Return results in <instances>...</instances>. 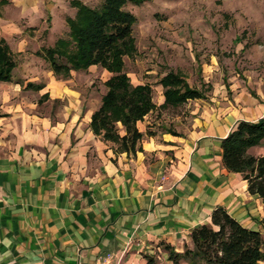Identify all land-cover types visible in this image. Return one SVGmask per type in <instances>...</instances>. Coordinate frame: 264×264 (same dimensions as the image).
I'll list each match as a JSON object with an SVG mask.
<instances>
[{
    "label": "crops",
    "instance_id": "obj_1",
    "mask_svg": "<svg viewBox=\"0 0 264 264\" xmlns=\"http://www.w3.org/2000/svg\"><path fill=\"white\" fill-rule=\"evenodd\" d=\"M42 6L0 0V41L12 54L20 26H34ZM53 39L50 48L66 38ZM41 59L51 74L41 96L64 106L54 118L24 109L17 138L0 140V264H172L164 246L191 249V232L218 208L264 238V203L222 165L221 141L246 120L209 113L181 135L139 122L140 150L119 153L89 128L101 101L86 105Z\"/></svg>",
    "mask_w": 264,
    "mask_h": 264
},
{
    "label": "rangeland",
    "instance_id": "obj_2",
    "mask_svg": "<svg viewBox=\"0 0 264 264\" xmlns=\"http://www.w3.org/2000/svg\"><path fill=\"white\" fill-rule=\"evenodd\" d=\"M72 1L91 9L102 7L101 0H43L40 20L31 28L26 22L20 26L25 32L13 46L17 63L13 81L0 83V140L5 143L17 138L24 109L54 118L64 106L62 101L41 96L51 74L35 52L50 48L55 37L69 39L66 19L77 12L70 6ZM132 1L124 7L136 19L132 30L135 50L123 57V73L130 84L149 85L156 106L163 98L159 82L169 73L203 95L178 108L157 106L143 125L149 123L154 133L181 135L194 120L209 113L232 111L246 121L264 117V0ZM23 38L28 45L19 53ZM111 76L100 67H91L63 80L94 108ZM38 86L42 89L36 90ZM251 153L264 154V145Z\"/></svg>",
    "mask_w": 264,
    "mask_h": 264
},
{
    "label": "trees",
    "instance_id": "obj_3",
    "mask_svg": "<svg viewBox=\"0 0 264 264\" xmlns=\"http://www.w3.org/2000/svg\"><path fill=\"white\" fill-rule=\"evenodd\" d=\"M100 10L77 1L70 6L77 10L67 18L69 39L58 40L53 48L37 53L57 78L68 79L72 72L100 67L112 76L104 83L106 93L100 107L92 114L89 128L104 142L117 146L116 152L134 155L143 135L137 124L156 110L149 85L132 86L123 73V57L134 50L132 37L136 19L124 11L132 0H101ZM16 68L13 54L5 41H0V83H10ZM163 88V104L159 109L178 108L203 95L191 89L186 81L169 73L159 82ZM37 89L39 87H36ZM47 98V96H44ZM147 136L150 133H146ZM264 145V117L256 121H240L221 141L222 165L230 173L240 174L251 196L264 203V155L248 154ZM264 226V219L261 221ZM192 248L177 254L164 246L172 264H260L264 262V238L248 230L218 208L210 222L195 228L190 235ZM152 261H148L151 264Z\"/></svg>",
    "mask_w": 264,
    "mask_h": 264
}]
</instances>
